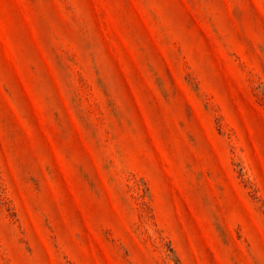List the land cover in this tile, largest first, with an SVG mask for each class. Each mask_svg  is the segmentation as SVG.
Wrapping results in <instances>:
<instances>
[{
    "label": "rangeland",
    "instance_id": "rangeland-1",
    "mask_svg": "<svg viewBox=\"0 0 264 264\" xmlns=\"http://www.w3.org/2000/svg\"><path fill=\"white\" fill-rule=\"evenodd\" d=\"M0 264H264V0H0Z\"/></svg>",
    "mask_w": 264,
    "mask_h": 264
}]
</instances>
